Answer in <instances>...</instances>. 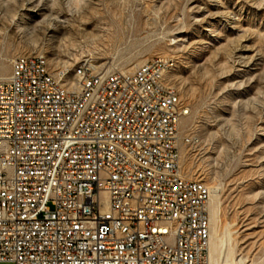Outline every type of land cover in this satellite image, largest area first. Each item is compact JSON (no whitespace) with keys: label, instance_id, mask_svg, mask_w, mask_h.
<instances>
[{"label":"built area","instance_id":"1","mask_svg":"<svg viewBox=\"0 0 264 264\" xmlns=\"http://www.w3.org/2000/svg\"><path fill=\"white\" fill-rule=\"evenodd\" d=\"M166 67L11 61L0 80V264H208L209 191L181 168L188 112Z\"/></svg>","mask_w":264,"mask_h":264},{"label":"rangeland","instance_id":"2","mask_svg":"<svg viewBox=\"0 0 264 264\" xmlns=\"http://www.w3.org/2000/svg\"><path fill=\"white\" fill-rule=\"evenodd\" d=\"M27 55L54 72L173 60L181 168L208 188L223 250L264 264V0H0V78Z\"/></svg>","mask_w":264,"mask_h":264},{"label":"bare ground","instance_id":"3","mask_svg":"<svg viewBox=\"0 0 264 264\" xmlns=\"http://www.w3.org/2000/svg\"><path fill=\"white\" fill-rule=\"evenodd\" d=\"M27 10L29 12L40 11L39 9L37 10L36 7H32ZM41 63L43 65H46L42 57H41ZM135 69L136 68L133 67L132 69L128 70V72L134 71ZM172 69L173 67L165 68V77H168V75H170L169 73H171ZM4 73H6V70L0 69V75H4ZM3 79L5 78H0V80H3ZM62 89H72V82H62ZM170 91L174 95H178L176 89L173 86H170ZM209 223H210L209 225L210 234H209V247H208V264H245V260L243 258L237 259L234 257V252H233L234 246L231 247L229 244H227L228 246L226 245L227 246L226 249L223 250L225 243L226 242L229 243L228 241L230 240V237L226 233H224V235L221 237L217 235L216 210H215V207L212 205V203H210Z\"/></svg>","mask_w":264,"mask_h":264}]
</instances>
